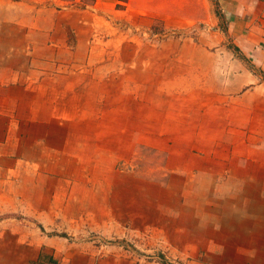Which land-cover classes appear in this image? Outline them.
<instances>
[{"label":"crops","instance_id":"crops-1","mask_svg":"<svg viewBox=\"0 0 264 264\" xmlns=\"http://www.w3.org/2000/svg\"><path fill=\"white\" fill-rule=\"evenodd\" d=\"M82 1L0 0V264H264V80L245 68L255 85L235 90L226 112L196 119L197 135L213 136L212 152L224 148L216 136L233 146L226 157L198 162L202 193L190 203L182 193L179 213L154 224L170 232L167 244L128 250L71 238L84 230L72 217L92 212L76 193L85 167L71 159L83 82L76 79L107 68L93 61L103 54L89 32L98 18ZM91 1L95 8L119 3ZM215 1L239 53L264 72V0ZM157 249L160 260L149 255Z\"/></svg>","mask_w":264,"mask_h":264},{"label":"rangeland","instance_id":"rangeland-1","mask_svg":"<svg viewBox=\"0 0 264 264\" xmlns=\"http://www.w3.org/2000/svg\"><path fill=\"white\" fill-rule=\"evenodd\" d=\"M118 2L113 8H95L91 0L80 5L92 6L98 18L89 32L103 54L93 61L107 68L76 79L83 82L71 120V159L82 161L87 179L76 193L88 197L85 207L97 214L72 217L75 228L84 230L71 238L138 250L167 244L170 232L154 224L164 223L167 212L179 213L182 193L195 201L204 187L196 190L197 163L205 166L213 153L230 154L226 136L215 137L224 143L215 153L213 136L197 135L199 113L226 112L222 107L238 96L235 90L255 85L243 68L263 80L264 72L239 53L215 0ZM103 206L108 217L100 213ZM149 255L163 256L158 249Z\"/></svg>","mask_w":264,"mask_h":264}]
</instances>
